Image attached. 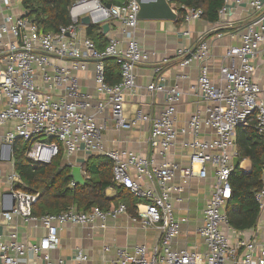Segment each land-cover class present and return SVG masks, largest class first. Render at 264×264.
<instances>
[{
  "label": "built area",
  "instance_id": "1",
  "mask_svg": "<svg viewBox=\"0 0 264 264\" xmlns=\"http://www.w3.org/2000/svg\"><path fill=\"white\" fill-rule=\"evenodd\" d=\"M167 1L175 5V0ZM236 1L240 4L245 0ZM230 2L225 0L220 16L227 14ZM247 4L254 13L261 14L245 26L239 45L226 50L217 83L207 66L211 54L205 40L194 51L180 52L183 67L194 61L204 63L192 89L207 107L191 116L188 130L180 132L191 138L179 146L176 116L184 95L179 84L147 87L151 94L164 95L165 107L158 116L137 110L132 121L124 117L126 96L137 87L136 69L149 59V53L135 36L139 23L135 0L110 8L100 0H78L70 9L71 24L56 33L40 32L28 17L13 13V0H0V264H53L50 251L58 247L63 225H98L105 229L110 219L128 214L126 205L120 204L109 211L97 207L83 212L72 207L57 215L34 216L33 209L41 194L20 189L24 183L15 171L13 148L18 140L29 144L26 156L38 164H50L59 156L61 147L71 168L74 165L70 159L80 152L104 154L113 161L114 181L138 200L137 215L131 216L132 220L144 228L157 230L160 241L152 247L114 249V256L100 264H264V237L263 241L258 240L252 232L254 228L233 229L226 211L232 197L234 160L239 157L237 129L255 122L264 137V69L262 83L255 79V61L259 56L264 58V0H247ZM186 11V22L203 18L201 9ZM86 16L93 26L119 21L127 40L123 43L109 36L106 48L98 50L95 42L84 34L88 26L81 20ZM108 58H113L120 67L121 82L116 85H108L105 80ZM91 65L96 97L82 91L79 77ZM179 79L183 81L186 76ZM105 109L117 131L130 130L137 123H150L148 143L162 160L130 151L107 152L102 140L106 125L98 123V116ZM204 131L212 137L200 139ZM177 147L187 152L182 155L185 163L166 160ZM210 173L213 191L204 208L203 221L196 229L206 252L176 250L173 244L181 229L174 204L183 202L185 188L175 182L205 179ZM255 200L264 215V186L255 194ZM18 220L44 228L41 240L34 244L22 242ZM12 225L16 227L12 229ZM104 251L108 253L111 249ZM88 261L82 249L75 251L73 264Z\"/></svg>",
  "mask_w": 264,
  "mask_h": 264
},
{
  "label": "crops",
  "instance_id": "2",
  "mask_svg": "<svg viewBox=\"0 0 264 264\" xmlns=\"http://www.w3.org/2000/svg\"><path fill=\"white\" fill-rule=\"evenodd\" d=\"M172 7L176 9V5H172ZM12 11L17 16H26L21 0H13ZM260 14L254 13L247 4V0L240 4L236 0H231L229 11L220 16L216 23L208 22L203 18L191 22H186L184 19L179 21V17L176 21H139L135 36L149 53V59L136 69L137 87L133 93L127 94L124 105L126 120L132 121L137 110L152 117L158 116L162 108L165 107L164 95L159 92L151 94L147 87L151 84L171 86L177 83L181 86L184 95L177 107L176 125L179 133L183 129L188 130L191 116L197 110L204 111L207 107L199 93L192 89L197 84L204 63L194 61L189 66L183 67L181 66L183 57L180 52L194 51L200 42L205 40L211 54L207 66L211 78L217 83L220 67L225 63L226 50L231 46L239 45L245 26ZM1 18L0 14V20ZM106 24L109 25L107 33L104 32L103 27L101 28L107 40L109 36H115L125 43L127 38L120 31L122 24L116 20ZM84 34L87 37L86 29ZM263 63V56H259L255 61L257 69L255 79L260 83H262L263 77ZM182 75L186 76L183 81L179 79ZM79 77L82 91L96 97L93 66H90L87 73H80ZM98 123L106 125L102 140L107 152L130 151L144 158L162 160V156L151 150L148 143L151 134L150 123H137L130 130L117 131L108 109L98 116ZM211 137L212 134L208 131L200 134V139L208 140ZM186 138L191 137H184L180 133L178 145L180 146ZM185 153L187 152L184 149L177 147L166 156V160L185 163L186 160L182 156ZM93 156L106 157L104 154L80 152L70 161L74 166H80L84 175L83 166ZM63 165H70L66 158ZM238 166L245 173H249L252 169V162L250 159H239ZM262 181L264 186V174ZM175 183L184 186L185 191L181 196L183 202L174 204L176 216L180 221L181 234L173 246L176 250L188 249L203 254L206 252V246L196 229L203 221V211L213 191L212 173L205 179H194L190 182L178 179ZM106 193L111 198L117 195V192L112 188L108 189ZM131 216L128 212V214L120 215L117 219H110L105 229H101L98 225H63L60 228L58 247L50 251L53 264H59L60 261H63L64 264H73L72 259L77 249H82L89 257L86 264H100L105 259H111L114 256V249L133 248L136 245H146L147 247L156 245L160 241L159 232L142 227L139 223L134 222ZM16 225L21 229L19 231L20 240L24 243L39 242L45 232L44 228L34 223L26 224L18 220ZM12 226V229L16 227ZM263 231L264 215L260 214L258 223L252 232L256 233L258 240L263 241ZM105 248H110L111 251L106 253ZM30 260L33 262L32 257Z\"/></svg>",
  "mask_w": 264,
  "mask_h": 264
},
{
  "label": "trees",
  "instance_id": "3",
  "mask_svg": "<svg viewBox=\"0 0 264 264\" xmlns=\"http://www.w3.org/2000/svg\"><path fill=\"white\" fill-rule=\"evenodd\" d=\"M78 0H21L28 18L42 33H56L61 27L71 24L70 9ZM129 0H100L105 5H123ZM179 21L184 19L189 8L203 10V19L216 23L225 0H175ZM100 26H88L87 37L95 42L98 50H104L108 40ZM105 80L108 85L121 82L120 67L113 58L105 60ZM239 159H250L252 169L245 173L236 167L231 176L232 197L228 201L227 215L230 226L238 231L254 228L260 217V207L255 194L263 188L264 137L259 133L256 123L239 127L236 131ZM29 144L22 140L14 143V162L17 174L24 183L20 189L28 193H40L33 215H57L72 207L89 212L95 208L113 210L120 204L127 206L128 212L136 216L137 198L114 181L113 162L108 157L93 156L83 166L85 184H76L71 176V168L63 165L65 154L61 147L58 157L50 164H38L27 158ZM74 184V185H73ZM117 192L109 197L108 189Z\"/></svg>",
  "mask_w": 264,
  "mask_h": 264
},
{
  "label": "water",
  "instance_id": "4",
  "mask_svg": "<svg viewBox=\"0 0 264 264\" xmlns=\"http://www.w3.org/2000/svg\"><path fill=\"white\" fill-rule=\"evenodd\" d=\"M135 2L139 7L137 12L138 21H176L179 17L178 11L167 0H135ZM107 7L110 8L111 5ZM26 17H28L27 13ZM81 21L84 25H90V18L87 16ZM103 28L104 32L107 33L109 25L105 24ZM12 156L13 154L11 153L10 159H12ZM234 164L236 167L239 165L238 158L234 160ZM71 176L76 184L86 183L80 166H74L72 168Z\"/></svg>",
  "mask_w": 264,
  "mask_h": 264
},
{
  "label": "rangeland",
  "instance_id": "5",
  "mask_svg": "<svg viewBox=\"0 0 264 264\" xmlns=\"http://www.w3.org/2000/svg\"><path fill=\"white\" fill-rule=\"evenodd\" d=\"M40 141H41V142H47L48 140H46V139H41ZM3 164H5V162H4Z\"/></svg>",
  "mask_w": 264,
  "mask_h": 264
}]
</instances>
